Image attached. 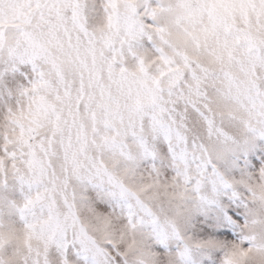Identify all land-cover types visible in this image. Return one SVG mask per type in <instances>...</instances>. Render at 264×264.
Listing matches in <instances>:
<instances>
[{"label":"snow or ice","instance_id":"1","mask_svg":"<svg viewBox=\"0 0 264 264\" xmlns=\"http://www.w3.org/2000/svg\"><path fill=\"white\" fill-rule=\"evenodd\" d=\"M0 264H264V0H0Z\"/></svg>","mask_w":264,"mask_h":264}]
</instances>
